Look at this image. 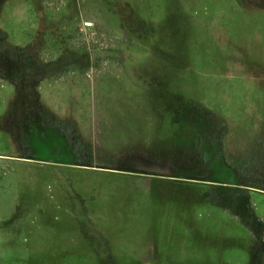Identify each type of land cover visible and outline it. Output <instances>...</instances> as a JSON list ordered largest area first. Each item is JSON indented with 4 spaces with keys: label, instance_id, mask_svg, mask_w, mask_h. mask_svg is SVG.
Wrapping results in <instances>:
<instances>
[{
    "label": "rangeland",
    "instance_id": "obj_1",
    "mask_svg": "<svg viewBox=\"0 0 264 264\" xmlns=\"http://www.w3.org/2000/svg\"><path fill=\"white\" fill-rule=\"evenodd\" d=\"M0 264H264V0H0Z\"/></svg>",
    "mask_w": 264,
    "mask_h": 264
},
{
    "label": "crops",
    "instance_id": "obj_2",
    "mask_svg": "<svg viewBox=\"0 0 264 264\" xmlns=\"http://www.w3.org/2000/svg\"><path fill=\"white\" fill-rule=\"evenodd\" d=\"M31 76V81H33L34 86H36V84H38L39 80L41 78H44L42 80V83L44 84H48L47 88L50 91V97L49 99L54 103L52 105H48L46 104L47 102H45L46 100H43V96L40 97L39 95V100L40 101L42 99V107L44 108V117H46V115L48 114L50 117L53 118H58V119H62L64 118V113L65 111L62 110V98L64 99L65 97H63L64 95L60 94L62 91V89H66L65 87H67L68 85H71L70 88L74 87V91L78 90V80L77 81H67L69 79H63V80H58L55 77H53V75L51 74V76L48 77V74H41L38 73L36 69L33 70V72L30 74ZM69 82V83H68ZM73 82V83H72ZM61 91V92H60ZM35 92V91H34ZM74 93H69L67 94L68 98H72L71 96H73ZM37 93H35V98H36ZM38 96V95H37ZM34 98L33 102V114H31V118H33V122H36V117H39V113L37 112L36 108H40L41 107V102H36V99ZM61 100V101H60ZM56 101V102H55ZM72 102H74V99L72 100ZM54 110H52V109ZM70 116V114L67 115V117Z\"/></svg>",
    "mask_w": 264,
    "mask_h": 264
}]
</instances>
